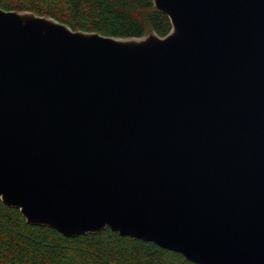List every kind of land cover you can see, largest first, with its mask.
<instances>
[{"label": "water", "instance_id": "water-1", "mask_svg": "<svg viewBox=\"0 0 264 264\" xmlns=\"http://www.w3.org/2000/svg\"><path fill=\"white\" fill-rule=\"evenodd\" d=\"M165 37L0 9V200L196 264H264V0H153Z\"/></svg>", "mask_w": 264, "mask_h": 264}, {"label": "trees", "instance_id": "trees-1", "mask_svg": "<svg viewBox=\"0 0 264 264\" xmlns=\"http://www.w3.org/2000/svg\"><path fill=\"white\" fill-rule=\"evenodd\" d=\"M5 11L32 12L72 30L116 38H141L149 31L165 37L170 19L153 0H0ZM0 264H196L155 243L123 237L110 228L67 238L29 225L18 209L0 200Z\"/></svg>", "mask_w": 264, "mask_h": 264}]
</instances>
